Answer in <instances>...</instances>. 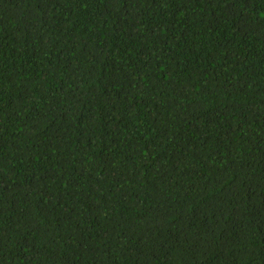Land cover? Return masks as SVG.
<instances>
[{
	"label": "trees",
	"instance_id": "1",
	"mask_svg": "<svg viewBox=\"0 0 264 264\" xmlns=\"http://www.w3.org/2000/svg\"><path fill=\"white\" fill-rule=\"evenodd\" d=\"M0 264H264V0H0Z\"/></svg>",
	"mask_w": 264,
	"mask_h": 264
}]
</instances>
